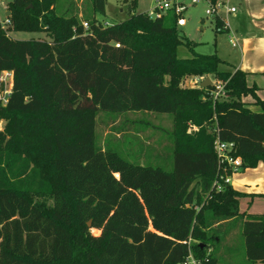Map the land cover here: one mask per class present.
I'll use <instances>...</instances> for the list:
<instances>
[{
	"label": "trees",
	"instance_id": "16d2710c",
	"mask_svg": "<svg viewBox=\"0 0 264 264\" xmlns=\"http://www.w3.org/2000/svg\"><path fill=\"white\" fill-rule=\"evenodd\" d=\"M88 1L85 16L58 0H9L10 23L0 22V71L13 73L0 107V264H180L189 250L200 264H218L211 230L231 221H241L248 264H264V214L239 212L244 192L225 180L230 167L213 147L216 138L232 142L243 169L264 162L257 87L242 69H219L216 54L179 57L191 41L179 37L172 11L135 12L130 0L125 17L103 23L95 14H105L106 0ZM215 17L216 31H226ZM196 76L211 84L181 85ZM215 82L226 97L212 101ZM127 111L170 114L168 145L141 140L130 128L139 118L119 115ZM100 112L115 113L105 126L122 117L108 128L118 145L99 144ZM124 135L142 163L116 151Z\"/></svg>",
	"mask_w": 264,
	"mask_h": 264
},
{
	"label": "rangeland",
	"instance_id": "374dc122",
	"mask_svg": "<svg viewBox=\"0 0 264 264\" xmlns=\"http://www.w3.org/2000/svg\"><path fill=\"white\" fill-rule=\"evenodd\" d=\"M70 1H73L74 4L70 5ZM178 1L185 5L186 9L182 11L185 24L176 26L177 33L182 40L186 38L191 41L189 49L184 45L177 48L179 57H191L196 54H216L222 60V63L218 65L221 70L232 69L233 65L242 68V59L246 62L249 59L254 60L262 57V55L256 53L254 46L260 48L264 45V38L261 37L262 31H264V0H228V5L235 6L237 9L234 13L225 14L222 12L221 18L228 27V30L223 32H217L215 29V15L206 14L205 10L208 7L206 0H198L196 4L191 3V0ZM8 2L9 0H0L1 19L5 14ZM60 2L64 3L65 7L63 9L69 7L70 9L73 8V11L78 10L80 15H91L89 10L91 5L88 0H58V5H60ZM129 2L130 0H106L105 14H95V17L103 23L116 22L125 17ZM154 6H156V0H137L135 12H150L154 10ZM163 13H168V16L172 15L171 12ZM9 33L12 38L16 39L44 38L46 36L45 32L9 31ZM252 33L254 34L250 35ZM233 42L235 45H232ZM247 64L250 65V63ZM208 77L210 78V76ZM188 79L190 77H184L181 85L191 86ZM260 91L264 92V89L256 91V94L262 99ZM120 114L128 119H131V117L139 118L131 123L130 128L132 129L134 126L135 130H140L139 136L144 142L148 140L150 144L162 143V145H168L169 133L167 131L171 127L170 114L143 111H127ZM108 115H115V113L100 112L97 116L98 127L96 131L99 132V144L103 146L105 142H108L110 145H118L117 131L110 133L108 128L109 126H120L122 117H116L112 124L109 121L105 126L103 121ZM0 121L3 127L4 120L0 119ZM123 123L126 124L127 122L124 121ZM105 137H107L106 141ZM125 138L124 135V141H120L124 150L121 148L118 150L117 148L116 151L125 159L142 163L137 159L135 153L136 141H131L133 140L132 135H130V139L128 137V142H125ZM143 164H146V161ZM242 169L239 168L228 176V182L232 186L237 187L234 184L235 180L238 185L244 183L240 177ZM35 200H39L47 206H50L52 201L50 196L42 194L36 195ZM243 201L245 202L243 198L239 200V204L241 205ZM240 223L241 221H231L211 230V233H215L218 240H209L208 247L217 256L218 264H248L244 252ZM92 232L96 233L94 230Z\"/></svg>",
	"mask_w": 264,
	"mask_h": 264
},
{
	"label": "built area",
	"instance_id": "2783aa9c",
	"mask_svg": "<svg viewBox=\"0 0 264 264\" xmlns=\"http://www.w3.org/2000/svg\"><path fill=\"white\" fill-rule=\"evenodd\" d=\"M208 3V7L206 8V14H214L215 16H221L222 12L234 13L236 11V7L232 5H228V0H206ZM198 0H191V3L196 4ZM154 10L148 12L149 15L159 14L160 12L172 11L176 16V25L183 26L185 24V19L182 16V11L186 9V6L181 4L178 0H156V6L153 8ZM7 8L5 9V14L3 18H0L2 28H5L10 23L9 18L6 15ZM226 24V23H225ZM82 26L84 29L88 27L86 22H82ZM227 27V25H225ZM228 28V27H227ZM116 46L118 44H115ZM232 45H235L233 42ZM204 79V76H196L190 79L191 86H200V82ZM212 81V80H211ZM13 82V73L10 70H1L0 71V107L6 104V101L10 95V91L12 88ZM214 89L211 94L212 101L226 97V93L223 87V84L220 82L214 83ZM2 129V124L0 121V130ZM198 128L196 126L190 125L188 127V132L197 131ZM214 151L217 155L218 161L220 163L226 164L230 167L231 173L235 170L241 168V159L239 156H233L232 151L234 149V144L232 142L220 141L219 139H215L213 142ZM228 176L225 178L228 181ZM180 264H200V261L196 259L191 251H188L187 256Z\"/></svg>",
	"mask_w": 264,
	"mask_h": 264
},
{
	"label": "crops",
	"instance_id": "0c3cea01",
	"mask_svg": "<svg viewBox=\"0 0 264 264\" xmlns=\"http://www.w3.org/2000/svg\"><path fill=\"white\" fill-rule=\"evenodd\" d=\"M220 19L221 21H223L221 16ZM253 34L254 33L250 35ZM261 37L264 38V31H262ZM254 48L257 54L262 55L261 58H255L254 60L249 59L246 62H244V59H242V68H239L233 64L232 68L233 70H244L247 73V84L255 85L257 87L256 91H258L264 89V45L260 48L254 46ZM247 63H250V65ZM191 78L193 77H190V79ZM259 93L263 99L264 92L260 91ZM250 107L254 110H258L257 106ZM240 177L243 179L244 183L242 185H238L237 181L235 180L234 184L237 187L233 186L235 189L244 192V195L238 199L239 212H245L246 214H264V162H259L255 167L252 168L242 169ZM242 198L245 199V202L243 201L240 205L239 200H241Z\"/></svg>",
	"mask_w": 264,
	"mask_h": 264
},
{
	"label": "water",
	"instance_id": "95a60500",
	"mask_svg": "<svg viewBox=\"0 0 264 264\" xmlns=\"http://www.w3.org/2000/svg\"><path fill=\"white\" fill-rule=\"evenodd\" d=\"M8 14H9V12L7 11V12H6V15H8ZM209 84H211V79H210L208 76H206V77L200 82V86H201V87H206V86H208ZM87 225H90V221L87 222Z\"/></svg>",
	"mask_w": 264,
	"mask_h": 264
}]
</instances>
